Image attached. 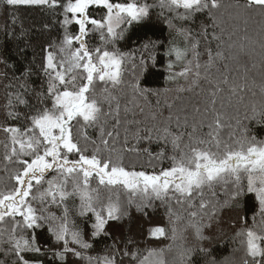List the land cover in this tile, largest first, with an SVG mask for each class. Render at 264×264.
<instances>
[{
    "label": "snow or ice",
    "instance_id": "1",
    "mask_svg": "<svg viewBox=\"0 0 264 264\" xmlns=\"http://www.w3.org/2000/svg\"><path fill=\"white\" fill-rule=\"evenodd\" d=\"M0 3L59 11L64 29L58 50L53 51L52 44L44 50L42 70L48 86L38 94L43 106H33L23 126H0L11 144L3 158L10 183L0 187V254L5 258L0 264H31L26 253L44 254L37 230L45 228L61 246L53 250L54 259L63 262L72 253L88 264L94 259L95 264H117L116 256L84 255L81 250L92 244L73 218V208L75 215L88 218L85 223L95 238L108 235L109 221L127 215V206L135 204L142 210L156 200L169 204L173 241L184 238L175 227L182 221H186L184 231L190 228L201 244L210 241L204 229L218 222L224 208L236 211L231 226L244 253L243 264H264V140L249 128L253 122L264 126V20L258 39L248 31L255 16L264 18V0H158L160 15L168 11L166 23L182 43L169 42L165 79L170 86L155 90L141 87L136 77H125L126 65H136L134 53L91 49L86 39L98 32L105 45H114L123 38L122 25L139 24L150 17L154 5L147 0L142 4L136 0ZM90 10H98L100 18ZM198 16L206 22L194 29L190 25ZM73 24L75 34L69 30ZM150 47L155 45L144 44L139 50L140 65L147 60L155 65L157 57ZM242 56L249 59L242 60ZM254 70H258L259 83L251 75ZM185 95L195 102L177 105ZM8 96L7 116L16 119L20 113L15 106L28 107L29 102L20 91H10ZM90 128L97 135H89ZM226 128L230 130L227 139L223 136ZM129 131H134L136 144L151 140L153 132L170 141L173 153L166 157L161 151L157 157L169 160V166L157 171L150 164L151 172L125 166L126 153L148 151L129 144ZM49 173L55 176L48 179ZM218 189L226 194L223 201L218 199ZM248 196L252 197L251 223L243 211ZM34 202H39V209ZM171 202L185 215L174 213ZM53 207L60 210L59 215L50 210ZM148 235L157 240L169 238L163 226L151 228ZM171 249L172 245L167 246ZM199 250L208 252L203 246ZM165 251L149 249L139 264H167ZM190 254L191 250L180 248V264ZM123 255L135 260L138 253L124 251Z\"/></svg>",
    "mask_w": 264,
    "mask_h": 264
},
{
    "label": "trees",
    "instance_id": "2",
    "mask_svg": "<svg viewBox=\"0 0 264 264\" xmlns=\"http://www.w3.org/2000/svg\"><path fill=\"white\" fill-rule=\"evenodd\" d=\"M118 2H131V0H118ZM136 2L142 4L145 0H136ZM228 2L229 0H225V3ZM147 3L154 5L150 17L139 24L122 25L125 29L123 38L115 41L114 45H105L101 41L98 32L90 33L86 39L91 49L107 47L109 50L119 49L122 53H134L137 57L136 65L133 66L131 62L126 65L125 77L127 79L136 77L141 87L155 90L170 86L165 79L168 76L167 63L170 58L165 53L170 41L177 43H182V41L166 23V18H170L168 11L165 9L163 10L164 14L160 15L161 9L158 7V0H147ZM90 14L97 19L100 18L98 10H90ZM61 19L62 16L59 11L53 12L47 8L29 6L10 8L0 3V126H23L27 124L25 114L30 110H34L33 106H43L39 104V100L42 98L38 94L45 93L48 86L47 77L42 70L45 57L44 50L50 44L54 45L53 51L58 50L64 35V29L60 23ZM262 20L264 18L255 16L248 25L249 35L256 39L259 38L257 34ZM202 22H206L205 18L198 16L196 23L190 26L198 29ZM173 23L179 25L181 22L174 20ZM69 30L72 34H75L77 26L73 24ZM117 31H120V29H117ZM144 44L155 45V47H150V51L157 57L155 65L151 60H147L144 65L139 64V56L141 55L139 50L142 49ZM144 55L147 56L148 53H144ZM241 59L246 60L249 58L242 56ZM251 75L255 76L259 83L258 70H254ZM9 84L12 85L11 88L6 87ZM21 85H24V88H21ZM10 91L23 92L24 98L29 102L28 107L24 105L15 106V111L20 113V116L16 119L7 116L8 93ZM192 102H195V98L185 95L181 101H177V105L188 106ZM45 103L50 106V101H45ZM172 127L175 129L174 123ZM249 128L258 139L264 140V126L253 122L249 125ZM229 131L227 128L224 129L223 136L225 139H227ZM120 132L121 140H123L125 135L123 125ZM88 133L92 136L97 135L96 130L91 128L88 129ZM128 139L130 145L140 149L146 148L148 151L126 153L125 166H135L137 170L143 168L149 172L153 171L150 164L156 166L155 170L157 171L160 167L169 166V160L160 161L157 157L161 151L164 152L166 157L173 153L170 141L158 136L156 132L152 133L151 140L141 139L139 144H136L134 131H129ZM10 147L8 135L0 130V187L10 183L8 174L4 171L7 162L3 159ZM88 154H90V151ZM70 158L76 159L77 157L72 156ZM53 176H55V173H49L47 178L51 179ZM218 192V199L223 201L227 198L223 189H218ZM251 202V196L244 198L243 211L248 212L249 223H251V212L249 211ZM75 204H79L78 199ZM34 206L39 209V202H34ZM69 206L73 207L72 201H69ZM168 207L169 204L161 203L159 200L154 201L151 206L142 210H137L135 204L127 206V215L119 220L109 221L106 226L108 235L101 234L95 238L91 237V229L85 223L88 218L75 215V209L73 208V218L84 231L85 239L92 244L91 248L81 251L86 257L99 259L105 256H116L117 264H139V260L147 255L149 249L165 248L164 259L167 264H180L178 250L184 248L191 250L190 257L185 259L184 264H212L213 260L215 264H243L244 253L239 240L235 237V229L231 226L236 221V211L224 208L218 214V222H214L211 229H204L205 235H210L212 239L203 241L201 244L200 241L195 239L190 228L184 231L186 221L175 224L178 235L182 232L184 238L176 241L170 238L173 224L169 219ZM171 207L174 213L181 216L185 215L183 210L174 202H171ZM50 210L56 212L57 215L60 214L59 209L53 207ZM156 226L165 227L169 238L158 240L149 238V230ZM37 236L41 247L46 251L44 254L26 253V259H29L31 264H88L86 260L78 259L72 253H68L63 262L54 259L53 250H59L61 246L53 242L46 228L37 230ZM169 245H172L170 251L167 250ZM201 246L208 249V252H201L199 250ZM73 247L75 246L73 245ZM124 251L138 253L137 259H132L130 255H123ZM4 259L3 254H0V261ZM93 264H95V259Z\"/></svg>",
    "mask_w": 264,
    "mask_h": 264
}]
</instances>
